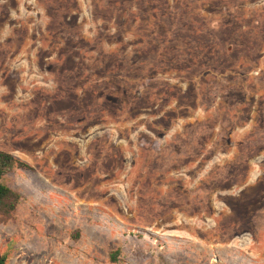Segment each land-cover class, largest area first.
Returning <instances> with one entry per match:
<instances>
[{"label": "rangeland", "instance_id": "1", "mask_svg": "<svg viewBox=\"0 0 264 264\" xmlns=\"http://www.w3.org/2000/svg\"><path fill=\"white\" fill-rule=\"evenodd\" d=\"M0 150L5 264H264V0H0Z\"/></svg>", "mask_w": 264, "mask_h": 264}, {"label": "trees", "instance_id": "2", "mask_svg": "<svg viewBox=\"0 0 264 264\" xmlns=\"http://www.w3.org/2000/svg\"><path fill=\"white\" fill-rule=\"evenodd\" d=\"M31 169V166L26 162L9 152L0 150V222H5L11 217L19 198L16 192L3 183V179L14 171H30ZM110 257L112 260L115 259L114 254H111ZM5 263V255L0 254V264Z\"/></svg>", "mask_w": 264, "mask_h": 264}]
</instances>
